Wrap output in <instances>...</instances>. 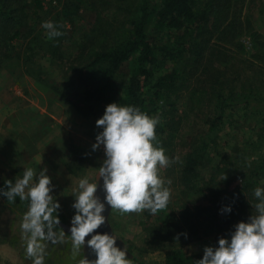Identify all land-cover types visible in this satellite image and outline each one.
Segmentation results:
<instances>
[{
  "label": "rangeland",
  "instance_id": "1",
  "mask_svg": "<svg viewBox=\"0 0 264 264\" xmlns=\"http://www.w3.org/2000/svg\"><path fill=\"white\" fill-rule=\"evenodd\" d=\"M66 1L40 0L42 7L34 10V0H20L25 22L22 28L24 40L14 43L15 56L5 60L0 69V179L14 183L17 176L22 177L26 167L34 168L37 174L47 168V175L55 186L52 195L61 205L59 214L65 218L66 224L71 225L76 212L72 207L75 202L72 194L79 180L88 176L90 182H97L99 167L106 158L103 146L96 151L92 149L97 134L103 131L97 127L96 121L106 109L94 104L91 113L86 110L79 113L73 104L77 103L80 94L77 86L70 82L71 74L80 65L86 64L98 46L104 43L102 32L109 38L124 36L139 0H110L114 7L109 13L101 14L86 12L88 6L84 0H71L83 7L72 18L63 8ZM245 9L246 3L243 15L247 14ZM112 15L117 19L114 27L108 28L106 23L114 21ZM263 17L264 14L259 15L258 8L253 9L250 27L262 37ZM48 20L64 23L62 31L65 35L59 37V42H56L57 38H47L41 25ZM174 37L169 34L170 40ZM167 38L163 34L161 44L166 43ZM239 42L244 52L239 57L235 56L238 59L233 63L234 68L228 70L226 79L235 81L239 76L240 82L255 90L259 111L237 106L231 116L226 115L227 119L217 133L207 131V125L191 110L185 93L178 94L171 105L161 104L157 113L162 121H166L169 130L167 144L163 147L166 154L175 158L184 150L206 148L203 152L211 163L202 169L201 176L206 180L214 175V182L226 191L238 186L240 179L238 174L226 171L225 167H251L264 160V64L256 62L252 69L247 70V64L242 61L248 59L251 39L245 34ZM54 44H59L58 51L51 54L49 45ZM185 61L169 65L161 63L159 68L165 71L168 67H179ZM254 68L261 70L254 72ZM239 69L243 74H239ZM248 78H252L251 85L246 81ZM117 90L119 93L120 89ZM210 111L212 116V107ZM248 143V150L243 151ZM219 164L222 169L218 168ZM161 172L166 180H172L168 206L154 215L147 210L141 214L126 215L111 210L109 223L113 233L146 264H162L165 251L172 246H181L185 253L191 255H203L206 246H218L223 232L197 237L184 245H165L162 249L147 247L146 224H164L171 214L182 213V205L190 208L210 206L207 200L189 203L183 199L174 179L176 169L169 167ZM262 182L264 177L258 187H264ZM27 210L28 207L17 201L9 203L6 197L0 195V264H32L25 258V243L21 238L22 218ZM48 252L50 255L46 257L45 264H78L83 256L82 252L77 260L71 258L70 238L64 244L49 243Z\"/></svg>",
  "mask_w": 264,
  "mask_h": 264
},
{
  "label": "trees",
  "instance_id": "2",
  "mask_svg": "<svg viewBox=\"0 0 264 264\" xmlns=\"http://www.w3.org/2000/svg\"><path fill=\"white\" fill-rule=\"evenodd\" d=\"M34 2V10L42 7L40 0ZM84 2L88 6L86 12L95 14L109 13L113 6L110 0ZM245 3L247 14L243 15ZM19 4L20 0H0V69L5 60L15 56L14 43L24 40L25 22ZM80 5L67 0L63 8L72 18L83 10ZM255 8L263 15L264 0H139L124 36L109 38L102 32L104 43L86 64L71 74L70 82L77 86L80 94L77 105L73 104L75 109L79 113L85 110L91 113L94 104L106 109L111 103H119L137 106L155 115L161 104L171 105L178 94L185 93L191 110L207 125L210 133L219 132L239 105L241 109L250 107L252 111H259L255 90L248 89L239 76L235 81L226 79L228 70L234 68L233 63L238 59L235 56L244 52L239 40L245 34L251 39V47L248 59L242 63L247 64V70L256 62L264 64V37L250 27ZM112 18L114 21L107 22L106 27H114L117 17L112 15ZM170 33L175 36L173 40L169 39ZM163 34L168 38L161 44ZM58 40L59 37L56 42ZM58 45H49L51 54L57 53ZM184 60L179 67H168L165 71L159 68L161 63L169 65ZM253 70L259 73L261 69ZM239 74H243L241 70ZM251 80L246 81L251 85ZM235 86L240 89L236 90ZM116 88L120 89L119 93ZM210 107L214 111L212 116ZM156 133L160 146L165 147L169 134L165 120L157 125ZM248 147L249 143L245 144L243 151ZM205 149L181 151L178 154L180 162L170 168L177 170L178 176L174 179L186 202L207 200L210 206L190 208L182 205V213L171 214L164 224H146V245L150 249L177 243L184 245L217 232H223V237L230 239L234 226L241 221L247 222L252 215L251 204L258 202L253 193L264 177V160L251 167H225L240 179L238 186L226 191L214 182V175L206 180L201 176L202 169L211 163L203 152ZM218 168L222 169L220 164ZM0 190H7L1 179ZM16 201L28 207V202H21L19 198ZM227 207H231V212L221 211ZM59 217L65 223V218L60 214ZM129 252L133 264H146ZM202 258L203 255L185 253L181 246H172L165 251L162 264H196Z\"/></svg>",
  "mask_w": 264,
  "mask_h": 264
},
{
  "label": "clouds",
  "instance_id": "3",
  "mask_svg": "<svg viewBox=\"0 0 264 264\" xmlns=\"http://www.w3.org/2000/svg\"><path fill=\"white\" fill-rule=\"evenodd\" d=\"M41 26L49 40L65 35L61 31L65 27L63 22L48 20ZM159 124V114L149 115L137 106L119 103L106 106L104 115L96 121L103 131L97 134L92 146L93 151L103 146L106 158L99 167V181L90 182L84 176L72 194L76 214L71 221V235L59 228L61 205L52 195L55 186L47 168L37 174L34 168L26 167L14 183L5 181L7 190H0V195L9 203L17 198L28 202L21 223L26 259L32 264H45L50 255L49 243L64 244L70 238L71 258L77 260L82 250L84 253L78 264H133L127 258V246L123 250L117 246L115 234H101L98 230L108 219L104 215L106 205L121 215L146 210L154 215L168 206L172 180H166L161 170L180 162V158H170L160 146L156 133ZM101 180L103 199L97 195ZM253 195L258 202L251 204L253 212L248 221L235 225L230 239L221 237L218 246H206L203 258L196 264H264V187L255 188ZM221 211L231 212V207ZM87 237L90 239L86 240ZM85 245L96 259L87 258Z\"/></svg>",
  "mask_w": 264,
  "mask_h": 264
},
{
  "label": "water",
  "instance_id": "4",
  "mask_svg": "<svg viewBox=\"0 0 264 264\" xmlns=\"http://www.w3.org/2000/svg\"><path fill=\"white\" fill-rule=\"evenodd\" d=\"M98 181H99V177H98V179H97V182H98ZM102 184H103V181L101 180V181H100V188L98 189V193H97V195L100 196L101 199H103V197L105 196V193L103 192ZM110 211H111V208L108 207V206L106 205V211H105L104 215H105L108 219L106 220L105 225L102 226V227L98 230V232H100L101 234H102V233H105V232H107V233H109V234H114V233H113V229H112V227H111V225H110V223H109V214H110ZM59 227L62 228V229L65 231V233H67L68 235H71V232H70L71 225H68V224H66V223H62V222H61L60 225H59ZM87 239H90V237H87L86 240H87ZM117 246H118L119 248H121V250H123V249L125 248V244H124V242H123L121 239H119V238L117 239ZM127 251H128V249H127ZM82 252H83V250H82ZM83 254H84V253H83ZM85 255H86L87 258L90 259V260H94V259L97 258V257L95 256V254L92 253L90 249H88L87 245H85ZM127 258H128V259H131V258H132V255L130 254L129 251L127 252Z\"/></svg>",
  "mask_w": 264,
  "mask_h": 264
}]
</instances>
